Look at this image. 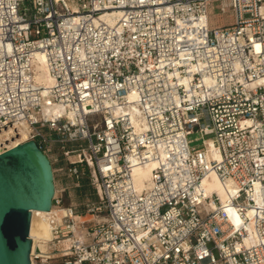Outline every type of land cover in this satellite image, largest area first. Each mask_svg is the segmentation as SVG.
Wrapping results in <instances>:
<instances>
[{
  "label": "built area",
  "instance_id": "built-area-1",
  "mask_svg": "<svg viewBox=\"0 0 264 264\" xmlns=\"http://www.w3.org/2000/svg\"><path fill=\"white\" fill-rule=\"evenodd\" d=\"M216 1L0 0V131L76 141L69 171L87 165L99 194L94 222L51 220L32 264H264V0H230L212 28Z\"/></svg>",
  "mask_w": 264,
  "mask_h": 264
},
{
  "label": "water",
  "instance_id": "water-1",
  "mask_svg": "<svg viewBox=\"0 0 264 264\" xmlns=\"http://www.w3.org/2000/svg\"><path fill=\"white\" fill-rule=\"evenodd\" d=\"M55 192L51 161L35 141L0 153V264H32V213L49 211Z\"/></svg>",
  "mask_w": 264,
  "mask_h": 264
},
{
  "label": "rangeland",
  "instance_id": "rangeland-1",
  "mask_svg": "<svg viewBox=\"0 0 264 264\" xmlns=\"http://www.w3.org/2000/svg\"><path fill=\"white\" fill-rule=\"evenodd\" d=\"M222 7L226 8V12L221 11ZM209 14L212 28L229 24L234 20L230 0H221L212 3L209 8ZM43 133L47 140V142L43 144V151L51 161L58 195H61L63 198L62 207L66 208L71 206L76 213L84 215L86 220L94 222L95 218L92 216L90 209L94 204L98 203L99 194L96 187L91 182V169L87 165H79V177L72 175L69 168L78 158L75 154L67 157L63 153V147L75 149L78 147V143L71 140L64 144L62 142L63 137L59 133L49 130L48 128L44 129ZM199 136V134L190 136V139L194 140L193 145H199L201 143L200 140L195 141ZM206 138H211V136H206ZM45 242L46 241H41L37 243V246H39L42 251L49 252L50 244H45ZM59 261L62 262V259H59Z\"/></svg>",
  "mask_w": 264,
  "mask_h": 264
},
{
  "label": "bare ground",
  "instance_id": "bare-ground-1",
  "mask_svg": "<svg viewBox=\"0 0 264 264\" xmlns=\"http://www.w3.org/2000/svg\"><path fill=\"white\" fill-rule=\"evenodd\" d=\"M73 9L78 10V7L75 3H72ZM103 19H108V16H103ZM39 60L42 62V65L40 68L42 69L43 73L40 78H42V81L50 85L52 84V79L48 74L46 65H45V59L42 56H39ZM135 109L129 108V112L132 116L135 114ZM46 113L53 117L54 115L61 114V112L57 108H47ZM69 118H72L71 114H68ZM26 133L24 132L22 138L17 137L13 138L8 136L4 131H0V152L3 151L4 148H14L19 145V143L26 140ZM155 165H147V166H141L137 167L134 170L135 173V180L139 187H145L148 185V182L151 177V170ZM204 186L206 189L207 194L211 193L213 190H216L222 200L223 203H226L229 197L228 189L220 182L218 177L215 174H212L210 178L206 179L204 181ZM229 190H233L230 184H228ZM58 195V190L56 187L55 196ZM213 207H215V204H212ZM67 213L66 208L61 207L58 208L56 206H52V208L49 211H33L32 213V223H31V231L30 235L33 240V250L36 249L37 242L38 241H48L53 238V227L54 225L51 223V220L53 219L57 224L61 223L62 216ZM74 217L78 221L85 220V216L81 215H74ZM90 218V217H89ZM235 222H239V217L235 216L233 217ZM78 225H76V228ZM37 240V242H36Z\"/></svg>",
  "mask_w": 264,
  "mask_h": 264
}]
</instances>
